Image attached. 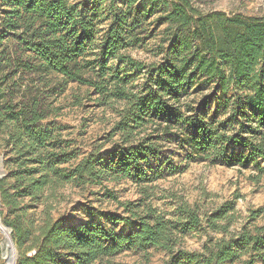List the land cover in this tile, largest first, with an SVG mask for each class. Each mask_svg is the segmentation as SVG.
Segmentation results:
<instances>
[{
    "label": "trees",
    "instance_id": "trees-1",
    "mask_svg": "<svg viewBox=\"0 0 264 264\" xmlns=\"http://www.w3.org/2000/svg\"><path fill=\"white\" fill-rule=\"evenodd\" d=\"M151 18L164 26L167 44L162 60L147 64L126 51L140 47ZM8 38L14 50H2L0 62L9 71L44 83L49 74L61 76L90 87L105 105L123 104L108 134L119 138L112 148L73 164L74 152L60 144L57 129L42 124L55 111L47 102L51 94L32 82L14 100L1 78L0 153L7 174L0 179V215L11 229L15 264H120L113 261L118 254L147 247L169 253L163 264H264V226L231 232L233 201L205 219L221 237H208L191 252L179 246L185 233L202 226L197 210L182 201L177 217L168 218L146 200L148 184L178 169L160 144L173 129L188 159L255 164L263 172L264 19L204 14L192 0H0V40ZM141 75L140 86L132 84ZM211 85L212 93L196 100ZM217 91L229 109L226 119H218V109L210 114ZM121 179L141 185L144 195L119 202L121 213L89 210L93 220L77 225L49 217L37 225L29 218L47 192ZM117 225L129 230L117 232Z\"/></svg>",
    "mask_w": 264,
    "mask_h": 264
},
{
    "label": "rangeland",
    "instance_id": "rangeland-1",
    "mask_svg": "<svg viewBox=\"0 0 264 264\" xmlns=\"http://www.w3.org/2000/svg\"><path fill=\"white\" fill-rule=\"evenodd\" d=\"M192 2L204 14L218 12L227 17L264 19V0H192ZM152 19L143 25L145 31L141 35L143 41L140 47L126 51V54L135 60L147 64L160 62L167 44L162 34L164 26L157 27L151 23ZM105 27L106 22L102 25V28ZM97 48L95 44L92 52H97ZM2 50L13 51V40L9 38L0 40V52ZM110 64L115 65L114 62ZM5 76H8L6 80ZM1 78L4 79L2 87L14 94V100L19 99L26 86H33L32 82L34 86H39L40 92L43 91L45 96L51 94L47 102H51L55 111L42 124L51 123L57 129L60 144L68 151L74 152L75 159L71 161L73 164L92 152L97 151L101 154L109 151L119 139L117 136L111 139L108 134L118 120V111L122 109V103L105 105L86 85L65 81L61 76L51 74L47 77L50 82H37L33 75L20 71L14 73L0 62V80ZM141 82L142 75L133 76L132 84L138 87ZM213 88L214 85H211L201 94H197L196 100H199L202 94L210 95ZM214 94L209 107L210 114L218 109V119H226L229 116V109L219 101L221 93L217 91ZM231 95L229 92L226 97ZM174 130L162 135L160 144L162 156L170 158L173 168L178 169L174 173L165 171L159 179L148 184L147 192L150 197L146 200L164 212L168 218L177 217L176 209L182 201L197 210L203 222L202 226L185 233L179 247L191 252L199 251L208 237L220 238L221 234L208 230L204 222L208 215L227 201H233L236 210V220L229 228L231 232L253 231L256 227L264 226V160H259V165L263 169V172L259 173L255 164L227 167L220 160L211 162L210 159H188L187 149L179 144V139L173 135ZM6 174L3 156L0 153V179ZM142 188L132 179L108 180L98 185H67L54 193H45V198L34 204L28 215L37 225L47 217L52 220L65 218L71 225L87 223L93 220L88 214L89 210L121 213L123 209L118 205L119 202L144 199ZM3 212L5 214V210ZM2 218L0 215L3 223ZM94 221L106 225L104 221L97 219ZM115 228L117 232L129 230L122 225ZM5 242L6 239L0 234V264H6L3 259ZM14 249L18 258L15 246ZM168 258V252L147 247L144 250H125L113 258V261L120 264H163Z\"/></svg>",
    "mask_w": 264,
    "mask_h": 264
},
{
    "label": "bare ground",
    "instance_id": "bare-ground-1",
    "mask_svg": "<svg viewBox=\"0 0 264 264\" xmlns=\"http://www.w3.org/2000/svg\"><path fill=\"white\" fill-rule=\"evenodd\" d=\"M0 234L4 236L6 239L5 242V249L3 252V259L6 262V264H15L17 255L14 249L13 244L11 243V238L9 235V229L4 226V224L0 220Z\"/></svg>",
    "mask_w": 264,
    "mask_h": 264
},
{
    "label": "water",
    "instance_id": "water-1",
    "mask_svg": "<svg viewBox=\"0 0 264 264\" xmlns=\"http://www.w3.org/2000/svg\"><path fill=\"white\" fill-rule=\"evenodd\" d=\"M5 226V225H4ZM5 227H7V226H5ZM8 229H9V235H10V238H11V229L9 228V227H7ZM11 243L13 244V242H12V238H11ZM14 246V245H13Z\"/></svg>",
    "mask_w": 264,
    "mask_h": 264
}]
</instances>
